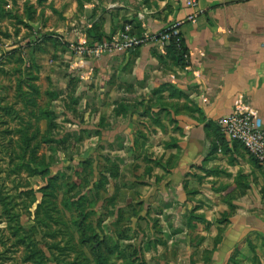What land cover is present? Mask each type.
Instances as JSON below:
<instances>
[{
    "label": "rangeland",
    "instance_id": "obj_1",
    "mask_svg": "<svg viewBox=\"0 0 264 264\" xmlns=\"http://www.w3.org/2000/svg\"><path fill=\"white\" fill-rule=\"evenodd\" d=\"M113 1L0 0V105L7 107L0 110V183L21 223L47 264H58L52 252L59 254V246L65 247L60 259L75 264H254L252 240L243 248L240 237L230 236V249H220L225 232L234 230L223 208L213 209L195 192L179 199L168 173L157 167L166 136L153 127L160 117L156 75L136 63L142 45L92 53L127 23L132 34L148 33L135 14L115 22L108 8ZM110 21L118 30H105ZM153 42L175 56L171 41ZM105 55H113L105 62L111 77L99 75L95 65ZM26 121L36 156L26 159L38 167L34 175L9 169L5 150L21 152L9 138L22 140L15 129ZM31 195L36 199L29 203ZM43 197L48 226L34 218ZM210 210L217 214L211 225L205 218ZM48 229L56 235L47 240L58 241L57 248L46 247L42 233Z\"/></svg>",
    "mask_w": 264,
    "mask_h": 264
},
{
    "label": "crops",
    "instance_id": "obj_2",
    "mask_svg": "<svg viewBox=\"0 0 264 264\" xmlns=\"http://www.w3.org/2000/svg\"><path fill=\"white\" fill-rule=\"evenodd\" d=\"M108 8L115 22L135 14L148 33L178 25L187 49L182 60L154 49L155 42L142 45L136 60L147 66L142 74L156 75L152 90L160 117L152 122L166 136L157 167L168 173L179 199L195 192L234 221L218 244L222 251L230 249V236L240 237L243 248L252 240V261L264 264V171L241 144L226 143L218 126L239 100L264 120V0H199L197 8L184 0H115ZM113 25L105 30H118ZM112 56L95 61L99 75L111 77L105 62ZM129 117L128 126L134 121ZM216 216L210 210L205 218L211 225Z\"/></svg>",
    "mask_w": 264,
    "mask_h": 264
},
{
    "label": "trees",
    "instance_id": "obj_3",
    "mask_svg": "<svg viewBox=\"0 0 264 264\" xmlns=\"http://www.w3.org/2000/svg\"><path fill=\"white\" fill-rule=\"evenodd\" d=\"M163 31H165V29H163ZM170 41V46H172L175 58L177 60H182L185 57L187 49L181 34L179 33L178 36H172ZM6 108L7 107L5 105H0V110H6ZM5 112L9 114L8 110ZM4 122L6 121L4 120ZM1 123L3 122H0V124ZM15 130L21 134L22 140H17L13 137H10L9 144L14 150V144L19 143L18 147L20 148L21 152L13 153V151H10L8 148L5 149L9 158V169L11 167L12 171L19 172L21 168H26L28 170V175H34L38 172V167H33L27 160L28 158L26 159V157L29 155L32 159L36 157L35 154L31 152L33 147L30 144L31 139L28 137L30 123L26 121L24 124H21V127H18ZM5 131L7 133H14L13 129L10 127H7ZM1 139L2 136L0 134V146L2 147ZM16 159L17 161L15 162ZM1 179L4 180L0 173V180ZM26 193L29 192L26 191ZM35 199V195H31V200L29 203L34 202ZM48 203V200L43 197L41 202L37 204V208L34 213L35 221L40 222V224H44L43 226H48L49 220L51 218V215L48 214L50 213ZM0 222L1 225H3H0V264H47L44 256L45 252H43L33 241L29 229H26V227L21 223L20 214L15 210V204L13 203L12 196L6 190V186L3 182L0 183ZM49 234L56 235L54 230H43L42 238L45 240L46 247L51 249V246L53 245L57 248L59 242H49L47 240V236ZM58 248L60 250L59 254L52 252V254L56 257L58 264H75L74 262H63L59 255H61V253L65 250V247L59 246Z\"/></svg>",
    "mask_w": 264,
    "mask_h": 264
},
{
    "label": "built area",
    "instance_id": "obj_4",
    "mask_svg": "<svg viewBox=\"0 0 264 264\" xmlns=\"http://www.w3.org/2000/svg\"><path fill=\"white\" fill-rule=\"evenodd\" d=\"M184 2L192 8H197L199 4V0H184ZM138 16L143 18L145 14L139 12ZM132 28V23L125 24L113 40L107 39L103 43H97L92 53L100 55L104 51L113 49H133L153 41L164 43L180 33L178 25L167 26L165 31L159 33H143L141 35L132 34ZM85 50H87L86 46H78L79 54H85ZM218 126L226 143L241 144L264 171V120L256 109L239 100L234 105L232 112L218 121Z\"/></svg>",
    "mask_w": 264,
    "mask_h": 264
}]
</instances>
